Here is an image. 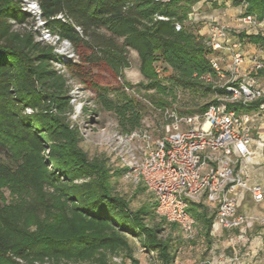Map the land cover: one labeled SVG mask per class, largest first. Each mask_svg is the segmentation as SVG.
Here are the masks:
<instances>
[{"label": "trees", "instance_id": "trees-1", "mask_svg": "<svg viewBox=\"0 0 264 264\" xmlns=\"http://www.w3.org/2000/svg\"><path fill=\"white\" fill-rule=\"evenodd\" d=\"M198 1L38 0L46 26L74 50L61 73L52 67L56 53L51 45L37 41L31 30L13 27L12 20L28 22L21 0H0V187L7 186L15 196L5 203L0 194V264H110L113 256L137 264L134 239L145 253L154 254L157 264L178 261L184 238L178 225L157 216L150 193L151 204L132 206L112 180L123 169H113L105 158L89 157L65 114L73 109L71 79L93 92V113H111L118 132L141 126L140 101L122 86L101 84L93 72L107 69L116 80L129 65V48L138 55L146 86L161 92L165 88L152 71L156 52L172 71L171 87L203 83L200 76L209 74L205 82L213 98L194 111L202 112L225 91L204 54V41L186 24ZM243 3L245 14L263 20L264 0H233ZM236 34L264 48L260 31ZM257 74L264 79V70ZM262 102L264 97L253 106ZM5 144L15 150L12 162L2 157V149L8 152ZM136 187V193L145 190L142 184ZM187 210L195 219L188 240L210 246L215 208L201 199L189 200ZM173 231L180 233L174 236Z\"/></svg>", "mask_w": 264, "mask_h": 264}, {"label": "built area", "instance_id": "built-area-1", "mask_svg": "<svg viewBox=\"0 0 264 264\" xmlns=\"http://www.w3.org/2000/svg\"><path fill=\"white\" fill-rule=\"evenodd\" d=\"M242 6L244 10L245 4ZM20 8L29 13L31 22L17 24L12 20L13 27L31 30L37 41L51 45L56 53L51 60L52 67L64 73V62L74 57L71 43L46 26L38 0H21ZM238 21L241 28L260 24L255 15L244 11ZM180 27L175 23L176 30ZM230 31L225 24L210 21L204 40L209 48L206 58L222 79L218 86L224 93L215 95L202 112L180 114L166 109L164 120L168 130L156 137L143 126L111 135L109 152L117 167L123 169V178L135 186L144 185L152 196L157 216L177 224L185 239L192 238L195 225L194 217L187 210L188 201L201 199L216 209L212 232L240 229L257 221L264 237V216L239 211L237 200L238 191L245 190L254 202L264 201L262 186L250 182L242 166L253 162L256 148H252L251 142L255 121L260 118L264 121V102L253 106L257 99L264 97V79L257 74L264 70V56L244 52L242 40L230 36ZM156 75L163 76L159 67ZM200 78L209 81L210 75L203 74ZM68 83L70 104L72 107L79 104L81 108L83 90L71 79ZM121 84L127 93L132 90ZM88 101L87 104L95 106ZM256 141V147L263 150L264 138L258 137Z\"/></svg>", "mask_w": 264, "mask_h": 264}, {"label": "rangeland", "instance_id": "rangeland-1", "mask_svg": "<svg viewBox=\"0 0 264 264\" xmlns=\"http://www.w3.org/2000/svg\"><path fill=\"white\" fill-rule=\"evenodd\" d=\"M241 11L244 10L241 8ZM242 12L235 15V22L228 26L230 30L245 31L249 30L251 32L259 29L260 24L255 27L241 28L239 25V17ZM31 19H28V24ZM216 22V21H215ZM203 37V36H200ZM243 44V43H242ZM205 51L204 54L209 51V48L204 42ZM245 45V44H244ZM242 45L244 52L247 49ZM257 51L261 50V47L255 48ZM127 58L129 65L122 70V76H119L116 80L111 75V73L104 68L95 69L93 72L97 75V79L101 84L108 85L109 87L122 86L121 83H128L130 86L129 94L134 96L143 107V118L141 126L146 127L153 137L160 135L161 133L168 130V123L164 120V111L167 109H174L180 114L193 113L201 105L209 102L213 98V92L211 88L208 87L206 82L199 83L190 87L181 86L175 84L171 87L172 71L171 69L162 61L158 52L154 56L152 63V71L156 75V68L162 69L163 76L159 77L161 85L165 88L164 92L159 91L157 88L147 87V78L140 71V61L135 50L128 49ZM73 81V80H72ZM75 82V81H73ZM78 84L84 96L80 98L81 108H78L79 104L73 106V111L66 113V119L70 122L72 126H76L79 131V145L86 151L89 157H100L107 159V164L115 169L117 165L114 162V158L110 155L109 147L111 142V135L117 130L115 117L105 111L97 110L95 113L96 106L87 104L88 100L93 102V92L83 84L75 82L74 85ZM111 96L112 91H108ZM94 104V102H93ZM3 148V147H1ZM6 152L2 149V157L6 162H12L14 158L15 150L4 145ZM116 181L115 186L118 192L124 194L130 199L132 206H137L140 203L151 204V196L146 190L141 192L137 191V187L130 181L119 176L112 179ZM0 194L2 195L3 201L5 203L11 202L15 197L10 188L7 186L0 187ZM250 199L249 197L246 200ZM1 200V199H0ZM264 201L260 203H254L249 206L244 205L245 208H252L250 215L257 217L264 216V207L260 206ZM243 208V202L241 204ZM213 207V206H212ZM254 228H260L261 224L257 221L252 222ZM168 231L166 229L165 233ZM180 233L179 231H173L174 236ZM193 240V239H192ZM183 244L178 246V252L174 264H192L193 261L197 262L196 258L198 255V248H200V243L195 240L194 243H190L188 239L182 238ZM135 251L134 257L137 259V264H157L156 258L153 257L154 254L145 253L139 246V242L133 240ZM179 259H182L179 261ZM110 264H134L129 259L123 258L121 256H113L110 259Z\"/></svg>", "mask_w": 264, "mask_h": 264}, {"label": "crops", "instance_id": "crops-1", "mask_svg": "<svg viewBox=\"0 0 264 264\" xmlns=\"http://www.w3.org/2000/svg\"><path fill=\"white\" fill-rule=\"evenodd\" d=\"M215 2L216 5L212 3ZM242 4L235 5L233 0H200L192 5L187 14L186 24L192 31L196 39L204 41L206 38L207 24L210 21L230 26L235 22V15L241 13ZM264 34V18L260 21V27L256 31ZM239 31L231 30L230 36H237ZM245 32L249 33L248 29ZM203 36V37H200ZM246 53H257L264 56V48L257 51L260 47L256 44L242 40ZM247 66L245 63L244 67ZM256 129L254 139L251 142L252 148H256V154L252 163H242L250 182L259 183L264 190V149L256 147V139L264 138V121L262 118L255 121ZM238 210L249 214L252 208H245L244 205L251 206L253 200L248 192L239 190L237 194ZM250 198L246 200V198ZM206 202L209 206L212 204ZM152 202V201H151ZM243 202V208L241 206ZM256 203V202H254ZM264 207V202L260 205ZM214 207V206H213ZM215 208V207H214ZM216 210V209H215ZM197 255V262L194 264H264V237L261 230L255 229L252 222L245 227L233 230H218L212 232V241L210 246H200ZM140 264V263H139Z\"/></svg>", "mask_w": 264, "mask_h": 264}]
</instances>
